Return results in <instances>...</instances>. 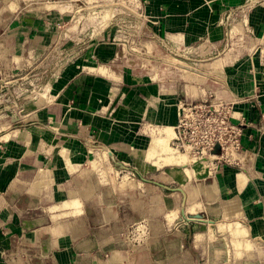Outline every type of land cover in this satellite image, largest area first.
Masks as SVG:
<instances>
[{
  "label": "crops",
  "instance_id": "0c3cea01",
  "mask_svg": "<svg viewBox=\"0 0 264 264\" xmlns=\"http://www.w3.org/2000/svg\"><path fill=\"white\" fill-rule=\"evenodd\" d=\"M141 9L146 32L168 49L220 51L201 62L206 86L134 71L104 39L21 113L0 110V264H264V0H141ZM52 28L47 11L0 0V83L24 66L17 50L42 51ZM209 89L240 145L234 165L204 172L172 136L160 141L174 133L180 104ZM112 162L136 178H117ZM183 212L202 215L196 225L213 224L231 248L213 251L202 233L186 246L191 235L175 229ZM237 242L248 245L238 251Z\"/></svg>",
  "mask_w": 264,
  "mask_h": 264
},
{
  "label": "rangeland",
  "instance_id": "374dc122",
  "mask_svg": "<svg viewBox=\"0 0 264 264\" xmlns=\"http://www.w3.org/2000/svg\"><path fill=\"white\" fill-rule=\"evenodd\" d=\"M15 3L17 10L42 9L47 11L54 28L51 30L53 35L50 33L47 39L43 40L47 47L42 48V51L36 46H33L32 51L30 49L25 52L22 49L17 50L16 54L19 55L15 58L16 62L21 61L24 66L17 68L14 81L9 82L8 77L7 79L5 77V80L0 83L4 85L0 88V110L4 112L9 110L21 113L23 101L34 92L44 88L54 77H61L63 71L82 53L86 44L92 41L116 40L120 44L121 57L132 66L134 71L155 77H191V81H186V84H190L193 89L206 86L201 62L218 58L220 52L214 50L205 56L200 54L198 48H192L189 52L168 49L167 45L157 41L146 32L148 23L142 13L141 0H15ZM230 18L229 21H231ZM237 26H234L233 30ZM237 28L239 30L240 27ZM64 29L67 31L66 39L61 38ZM24 47L28 48V45ZM179 82L177 80L176 85L184 83L183 80ZM209 92L211 94L208 93L205 98L193 96L191 100L180 104L181 111L178 121L183 113H186L188 126L185 132L193 135L190 140L185 141V149L177 146L181 144L180 139H176L175 136L177 133L179 137L177 129L174 133L170 130L166 135L169 138L172 136L169 141L170 145L183 154L187 163L200 164V166L203 164L204 167L207 166V169L205 167L201 170L206 169V171L223 168L225 164L234 165V149L231 147L227 149L229 141L224 142L230 136L226 135L227 139L225 137L221 140L216 139L220 120H223L224 124L233 125L230 121V114L225 108V103L216 98L210 89ZM183 107L186 109L184 110ZM224 131L227 130L224 129ZM163 139L160 141L161 144L168 140L167 137ZM200 144L206 145L205 153L199 152ZM226 153L228 158L223 156L218 160L219 155H226ZM112 169L117 173V178L122 177L126 180L136 178V173L131 166L116 165L112 162ZM207 186H203L205 192H207ZM197 191V187H190L189 194L193 196V199ZM201 218H203L202 215H189L184 212L179 215L175 229L180 230L181 234L191 235L186 239V246L193 242L197 233H202L204 238H208L213 251L231 248V242L217 240L216 234L218 233L213 224L212 228L211 224L209 228L198 227L196 224L202 221ZM236 232L240 235L245 234L242 227L237 228L233 233L237 234ZM260 244L264 247V242ZM247 245L244 242H237L235 248L240 251L246 249Z\"/></svg>",
  "mask_w": 264,
  "mask_h": 264
},
{
  "label": "built area",
  "instance_id": "2783aa9c",
  "mask_svg": "<svg viewBox=\"0 0 264 264\" xmlns=\"http://www.w3.org/2000/svg\"><path fill=\"white\" fill-rule=\"evenodd\" d=\"M185 109L186 108H184V110ZM187 118H188L187 114L183 113V116L181 117V119H179L177 125L175 126V129H177V131L179 133V137H177L178 134L176 133V135H175L176 139L179 138L180 142H181V144H178L177 146L178 147L180 146L183 149H185V147H186L184 144L185 141L190 140L193 137L192 134H188L187 132H185L187 129V126H188ZM224 129L227 131H224ZM238 132H239V130H238L237 126L231 125V124H224L223 120H220L219 128H217V133H216L217 138L216 139L221 140V139H224V137L226 135L227 136L229 135L230 138H228V140L224 141V142L229 141V145L227 146V149L229 147H231V149H238L239 145H240L238 135H237ZM225 139H227V138L225 137ZM202 145L203 144H200V146H199L200 147L199 152L205 153L206 145H203V146Z\"/></svg>",
  "mask_w": 264,
  "mask_h": 264
},
{
  "label": "bare ground",
  "instance_id": "6f19581e",
  "mask_svg": "<svg viewBox=\"0 0 264 264\" xmlns=\"http://www.w3.org/2000/svg\"><path fill=\"white\" fill-rule=\"evenodd\" d=\"M238 29V28H237ZM166 136V135H165ZM168 139H169V137L168 136H166ZM164 140V139H163ZM166 141V140H165ZM163 143V142H162ZM95 162V161H94ZM93 167V166H92ZM201 168L200 169H203V168H205L206 167V169H207V166H205L204 167V165L202 164L201 166H200ZM206 169H204V170H201V171H204V172H206ZM208 176V175H207ZM215 180V179H214ZM215 182V181H214ZM215 186V185H214ZM205 189V188H204ZM216 190V189H215ZM206 193L209 195V196H211V195H214V191H213V188H212V185L210 186V185H208L207 186V189H206ZM218 194V193H217ZM216 194V195H217ZM214 197V196H213ZM190 198H192L193 199V196L190 194ZM164 199V198H163ZM167 199V198H166ZM172 208V207H171Z\"/></svg>",
  "mask_w": 264,
  "mask_h": 264
}]
</instances>
